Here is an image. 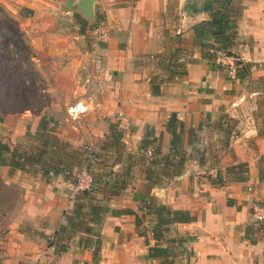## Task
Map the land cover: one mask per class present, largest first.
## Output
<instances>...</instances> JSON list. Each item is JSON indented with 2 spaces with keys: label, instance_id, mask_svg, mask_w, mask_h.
Masks as SVG:
<instances>
[{
  "label": "crops",
  "instance_id": "1",
  "mask_svg": "<svg viewBox=\"0 0 264 264\" xmlns=\"http://www.w3.org/2000/svg\"><path fill=\"white\" fill-rule=\"evenodd\" d=\"M195 1L94 0L90 18L78 0H64L66 10L55 7L58 16H74L77 32L81 19L87 21L81 33L88 38L86 82L97 99L81 123L53 134L72 145H96L90 161L101 180L94 194L108 210L95 226L100 246L94 258L96 237L85 244L84 229L64 219L75 206L69 175L46 179L39 170L0 167L5 183H18L23 198L4 237L9 253L38 264L47 258L51 264H264V220L251 215L264 204V0H232L236 31L228 50L249 65L243 79L217 67L194 44L193 26L210 18ZM40 2L52 10L44 0L24 5ZM172 116L178 134L173 146L167 126ZM38 123L27 112L0 116V141L15 146L26 132L33 136ZM149 147L158 153L148 156ZM110 159L108 175L103 172ZM240 162L245 169L235 167ZM115 178L126 184L109 195ZM148 203L187 210L193 219L170 225L156 240ZM51 240L65 250L56 253ZM150 246L167 253L149 257Z\"/></svg>",
  "mask_w": 264,
  "mask_h": 264
},
{
  "label": "rangeland",
  "instance_id": "2",
  "mask_svg": "<svg viewBox=\"0 0 264 264\" xmlns=\"http://www.w3.org/2000/svg\"><path fill=\"white\" fill-rule=\"evenodd\" d=\"M44 1L53 4L52 10L58 5L62 10L68 8L64 0ZM203 1L196 0V6L202 7ZM24 2L0 0V116L3 119L6 115L27 112L38 122L42 117L50 120L49 125L54 128L81 123L83 114L70 119L66 110L74 101H82L88 110V104L97 99L91 96L88 87L91 81L86 82L90 76L88 38L76 31L74 16L70 13L62 17L56 14V9L55 12L46 11L44 2H40V6L31 4V7L25 6ZM60 140L67 141L65 137ZM27 144L33 146V140L23 136L15 146ZM70 145L83 159L72 169L70 178L85 163L94 177L96 171L90 160L96 155V145L90 141ZM105 166L103 173L109 175L112 172L111 159ZM22 200V189L16 182L7 184L0 191V264H38L36 260L21 259L16 252L9 253L4 243L10 225L19 214ZM12 257L18 260L13 261ZM45 262L51 264V258Z\"/></svg>",
  "mask_w": 264,
  "mask_h": 264
},
{
  "label": "trees",
  "instance_id": "3",
  "mask_svg": "<svg viewBox=\"0 0 264 264\" xmlns=\"http://www.w3.org/2000/svg\"><path fill=\"white\" fill-rule=\"evenodd\" d=\"M204 11H209L210 18L203 20L193 26L194 44L198 45L203 54L209 58L214 57V54L210 52V49H214L219 52H223L228 55H232L228 50L236 31V24L231 16L233 11L232 0H204L201 7ZM81 33L87 26V21L81 19L80 22ZM236 72L234 76L239 79H243L249 74V65L238 61L236 63ZM172 116L168 121V129L172 131V146L175 144V137H177L176 124L177 122ZM48 119L41 118L37 131L33 136H30L29 132H26V137H31L35 144L30 147L17 145L10 147L8 144L0 141V167H8L9 172L18 169L22 172H36L39 170L42 176L46 177L48 174L53 175H65L68 176L71 173L72 168L77 167L80 164L81 158H79V152L75 148H71V145L67 141L60 140L55 134H53L54 126H49ZM174 121V122H173ZM264 135V131L261 133ZM147 144H143V148ZM69 149V150H68ZM157 148H153L152 156L157 154ZM82 165H80L81 167ZM79 167V168H80ZM238 170L245 169V163L240 162L235 165ZM78 168V169H79ZM235 179H243V176L236 174ZM93 185L89 189H85L81 192H77L75 195V206L72 210V214H64V219L68 225L72 227L78 226L84 229L87 234L84 243H89L91 237L94 239V258L95 254L99 250L100 241L98 231L95 226L102 222L103 215L107 212L108 208L95 197L94 188L95 182H99L101 178L93 177ZM125 182L120 179H114L113 184L109 188V195H114L123 189ZM7 184L0 175V191L4 190ZM148 211H152L156 216V222L151 228V234L154 239L161 240L164 233L169 229V226L174 223L190 222L193 217L187 210H172L164 205H150L147 204ZM85 215L88 217L87 221H84ZM141 220L136 217V226H139ZM64 227L61 226L60 230ZM84 244V245H85ZM53 247L56 253H61L65 250L63 244H57L51 240L48 243ZM58 251V252H57ZM167 253L165 248L159 246H150L148 248L149 257L164 256Z\"/></svg>",
  "mask_w": 264,
  "mask_h": 264
},
{
  "label": "built area",
  "instance_id": "4",
  "mask_svg": "<svg viewBox=\"0 0 264 264\" xmlns=\"http://www.w3.org/2000/svg\"><path fill=\"white\" fill-rule=\"evenodd\" d=\"M214 54L213 61L217 67L225 69L229 74L234 75L236 72V63L240 60L234 55H228L223 52L210 49ZM87 110V107L82 101H74L67 106V115L70 119L79 118ZM148 156H152L153 148L149 147L146 150ZM71 173H69L70 176ZM93 174L90 171L89 165L83 164L76 172L73 178H68L66 183L73 193L81 192L89 189L93 185ZM251 215L255 220H264V204L256 205L252 208ZM53 248V247H52Z\"/></svg>",
  "mask_w": 264,
  "mask_h": 264
},
{
  "label": "water",
  "instance_id": "5",
  "mask_svg": "<svg viewBox=\"0 0 264 264\" xmlns=\"http://www.w3.org/2000/svg\"><path fill=\"white\" fill-rule=\"evenodd\" d=\"M94 0H78V9L86 17H92V3Z\"/></svg>",
  "mask_w": 264,
  "mask_h": 264
}]
</instances>
